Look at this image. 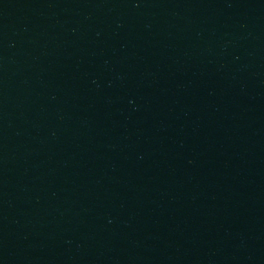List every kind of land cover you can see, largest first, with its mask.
Here are the masks:
<instances>
[{
	"label": "water",
	"instance_id": "obj_1",
	"mask_svg": "<svg viewBox=\"0 0 264 264\" xmlns=\"http://www.w3.org/2000/svg\"><path fill=\"white\" fill-rule=\"evenodd\" d=\"M0 264H264V0H0Z\"/></svg>",
	"mask_w": 264,
	"mask_h": 264
}]
</instances>
